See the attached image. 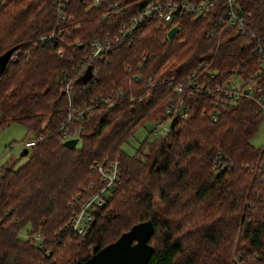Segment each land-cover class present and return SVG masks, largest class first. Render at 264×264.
<instances>
[{"label":"trees","instance_id":"16d2710c","mask_svg":"<svg viewBox=\"0 0 264 264\" xmlns=\"http://www.w3.org/2000/svg\"><path fill=\"white\" fill-rule=\"evenodd\" d=\"M154 1L69 0L60 19L55 0H0V56L18 50L0 73V128L21 123L37 138L23 165L0 167V264H74L148 219L154 233L146 264H264V146L250 143L264 115L255 100L264 77L255 99L235 104L216 105L205 91L259 68L251 39L220 23L222 5L183 12L171 24L145 21L90 63L89 79L75 75L86 56L77 41L117 33ZM237 3L264 35V0ZM172 27L178 30L168 37ZM47 34L53 38L41 41ZM192 73L204 91L175 93L170 82ZM64 75L72 103L96 101L74 125L79 141L71 149L59 132L69 105ZM179 98L184 118L167 113ZM170 116L163 136L145 139L134 154L121 149L144 122ZM105 159L118 161L115 188L78 236L64 225L102 187L94 164Z\"/></svg>","mask_w":264,"mask_h":264},{"label":"built area","instance_id":"2783aa9c","mask_svg":"<svg viewBox=\"0 0 264 264\" xmlns=\"http://www.w3.org/2000/svg\"><path fill=\"white\" fill-rule=\"evenodd\" d=\"M69 0H55V8L60 19H65L66 14L64 12L66 4ZM93 5L98 4L101 0H85ZM217 4H221L223 7L224 15L220 21L234 31L246 35L251 39L252 51L258 55V71L255 75L243 79L239 75L232 74L222 81L220 85L214 87H207L205 89L208 94L214 98L213 103L219 104H235L241 97H248L255 99L258 88L260 87V80L264 77V35L258 34L253 31L246 23V15L239 7L237 0H195L194 2L189 1H178V0H157L150 2L140 7L132 16L126 20L121 21L118 25L117 33L110 35L107 34L101 38H95L89 41H77V44L83 47L86 53L84 60L78 66V70L75 75L81 76L86 71L88 65L93 60L103 58L111 49L121 41L125 40L130 34H132L139 25L145 21L153 20L160 24H171L174 17L182 14L183 12H191L194 14L205 13ZM53 38V34H47L40 37L41 41H50ZM17 49L13 50L10 55L9 61L16 58ZM57 54L60 57L64 56L63 49H58ZM71 56H67L69 59ZM211 77L214 73L210 74ZM197 75L192 73L187 78H183L177 82H170L173 87V91L179 95L188 93L191 96L195 91L203 92L204 86L198 84ZM63 91L69 98V105L65 114L64 119L59 125V132L61 134L62 141L72 138L79 139L78 130L74 127L77 122L86 119L88 114L92 110V104L96 101H91V104H75L72 103L74 94L71 79H68L66 75L62 78ZM107 102L112 104L110 98H99L97 101ZM258 103L259 109L264 113V94L255 99ZM186 108L183 107V101L179 98L177 101H171L167 107V113L172 116H179L181 118L186 117ZM202 114H205L203 111ZM208 116L216 119L215 111L209 112ZM171 117V116H170ZM155 128L149 133L150 136H158L157 129L164 132L168 129L163 125V121L155 123ZM41 138V137H39ZM37 138H31L25 141L24 146L31 148L35 145ZM220 158V156L218 157ZM117 163L115 160H103L95 162L94 168L100 175L101 181H103L102 187L92 196L87 198L79 207V210L73 213L70 219L64 225V229L73 232L78 236H84L90 229L93 213L95 208L101 206L105 199H108L111 192L114 190L117 178Z\"/></svg>","mask_w":264,"mask_h":264},{"label":"water","instance_id":"95a60500","mask_svg":"<svg viewBox=\"0 0 264 264\" xmlns=\"http://www.w3.org/2000/svg\"><path fill=\"white\" fill-rule=\"evenodd\" d=\"M177 30V27H172L168 31V37H172ZM13 50L14 48H10L0 56V73L5 70ZM91 69L89 65L80 76L81 81L89 79ZM78 141V138L67 139L63 141V146L71 149ZM27 153L28 149L24 148L21 155ZM153 233L154 226L150 219L136 223L121 233L117 239L93 252L87 259L78 260L74 264H146L152 252L148 240Z\"/></svg>","mask_w":264,"mask_h":264},{"label":"rangeland","instance_id":"374dc122","mask_svg":"<svg viewBox=\"0 0 264 264\" xmlns=\"http://www.w3.org/2000/svg\"><path fill=\"white\" fill-rule=\"evenodd\" d=\"M172 121L171 117H167L163 120V125L167 128ZM155 122H144L135 133L129 137V139L122 144L121 149L127 154H134L140 143L147 139L152 140L154 136H150V132L155 128ZM160 136L164 135V132L157 129ZM31 138L30 132L26 127L17 122L9 123L6 126L0 128V167L5 165H12L13 168H18L23 165L30 154V148L26 155H21L26 140ZM251 145L255 147L264 146V115L259 124V127L253 137L250 139Z\"/></svg>","mask_w":264,"mask_h":264}]
</instances>
